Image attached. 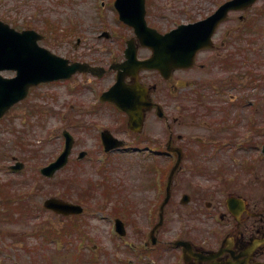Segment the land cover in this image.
<instances>
[{
	"label": "rangeland",
	"instance_id": "rangeland-1",
	"mask_svg": "<svg viewBox=\"0 0 264 264\" xmlns=\"http://www.w3.org/2000/svg\"><path fill=\"white\" fill-rule=\"evenodd\" d=\"M101 1L105 3L102 8ZM215 1L220 4L225 0H147L148 23L159 31L169 30L180 24L179 20H184L182 8L205 4L204 7L209 9ZM238 15L231 14L218 35L229 33L242 23L247 27L246 34L253 38V47L250 62L240 69H261L262 74L252 70L253 79L260 80L264 78V0H259L243 14L241 22ZM0 20L19 31H37L44 36L40 45L70 61L102 63L114 56L121 58L125 39L131 35L126 25L119 23L113 0H0ZM103 30L109 31L112 37L98 38ZM208 55L212 58L211 54ZM236 64L238 69L241 62ZM210 65H214L213 62ZM211 69V72L202 74L205 83L218 76L213 73L214 66ZM2 74L13 76L11 72ZM82 81L84 79L75 77L38 85L0 119V264H129L127 259L135 264V252L131 246L143 241L152 224V218L145 217L149 216L145 211L154 194L152 161L123 152L104 153L99 132L106 128L112 133L117 132L116 135L128 144L141 147L151 144L154 138L164 142L165 126L152 115L146 119L143 135L138 138L129 135L122 125L125 119L119 121L120 117L110 107L97 109L95 106L97 113H91L94 106L91 104L96 103L99 94L109 87L110 79L96 85ZM214 81L217 85L220 82L218 79ZM159 90L161 97L166 99L164 85L159 84ZM257 91V98L261 100L264 96L261 85L252 94ZM205 101L213 107L211 99ZM224 114L231 115L232 112L217 116L214 113L208 117L209 133L203 132L200 120L189 119L194 116L192 111L180 110V118L184 120L174 125V133L183 135L184 139L187 137L189 142L181 140L178 144L195 145L193 135H214L219 129L214 124L219 118L224 120ZM63 130H68L75 139L70 161L52 179L46 180L40 176L39 170L63 150ZM229 140L225 132L219 134L218 142ZM238 140L234 138V141ZM82 151L87 153L78 160ZM16 161L24 163V168L13 173L9 166ZM187 161V164H196L194 159ZM184 167L182 182L185 184L182 187L192 198L188 209L193 210L205 192L202 191L203 197L198 189L193 192L190 181L195 178L188 177V167ZM179 192L178 188L175 195L180 196ZM50 196L79 203L85 212L75 218L58 217L42 206L44 199ZM4 197L13 198L9 206L4 205L7 201ZM18 200L23 201L16 202ZM200 202L203 205L204 199ZM14 205L18 211L10 212ZM116 218L125 225L124 237L114 231ZM172 219L164 218L163 232L169 231L173 224L175 227L174 221L169 223ZM188 220L190 230L197 227L198 232L203 227L205 235L212 226L203 217L201 223L206 221V224L192 222L193 216Z\"/></svg>",
	"mask_w": 264,
	"mask_h": 264
},
{
	"label": "flooded vegetation",
	"instance_id": "flooded-vegetation-1",
	"mask_svg": "<svg viewBox=\"0 0 264 264\" xmlns=\"http://www.w3.org/2000/svg\"><path fill=\"white\" fill-rule=\"evenodd\" d=\"M234 38L236 37L227 42L224 39L228 37L221 35L217 46H214L217 53L216 61H222L223 53L229 50L228 47L231 48V56L234 57L231 65L227 69L217 65L214 67V73L218 75L215 79L220 80V83H227L229 90L236 93L234 98L229 97L231 103L235 104V109L231 115L224 114V120L220 121L221 118L216 120L214 125L219 129L214 135H193L192 138L197 145H179L178 141L189 140L174 133V125L184 120L180 118V110L192 111L194 116L189 119L200 120L203 132L211 133L209 130L211 125L205 120V99L197 97V88L205 81L204 76L198 74V71L202 72L204 69L173 71L168 83L172 89L181 90L182 98H166L160 101L167 111L166 121L170 122L169 152H161L174 160L179 158L180 164L174 173L170 197L163 212V224L164 218L171 217L175 220L172 219L169 223L174 221L176 225L174 227L173 224L169 231L163 232L162 224L155 233L159 242L162 241L160 238L165 239V244H171L174 239L184 241L186 252L184 255L183 247L177 248L174 255L178 253L180 256H173L174 263H169L167 258L155 254L154 257L158 258L159 263L151 256L154 264H264V111L260 117L257 114L258 108H255L254 119L251 118L257 98L253 100L248 93L249 87L254 83L252 70L255 73L262 72L261 69H240L246 63L251 42L247 38ZM204 51L206 50L200 51L199 55ZM237 61L241 62L238 69L235 68ZM221 73L223 75L219 77ZM141 80L145 81L146 77L142 76ZM126 81L133 83L131 78H126ZM179 82L183 84L178 86ZM222 99L221 96L215 98L217 106L212 110H215L216 116L231 110L224 105L226 101L220 104ZM153 110L156 111L157 108L149 109L146 116ZM196 112L198 115L195 116ZM210 115L212 114L207 117ZM221 132L230 137L228 142H218ZM234 138L239 140L236 142ZM190 158L195 160V165L187 164ZM185 165L190 173L188 177L195 178L190 181L193 184V192H196V188L201 196L204 194L202 191L205 192L202 199L207 209L202 208L200 202L202 199L193 210L188 209L193 202L191 196L189 204H181L186 193L182 187L185 184L182 182ZM178 188L181 191L180 196L175 195ZM227 197L231 198L230 204L226 202ZM156 201V196H153L146 208L149 209L151 202L152 209L149 211L159 216L160 209L157 211ZM189 216H193L194 223H201L202 217L211 222L212 226L208 228L206 235L203 227L198 232L197 227L189 229ZM201 224H206V221ZM142 239L143 243L138 245L140 247L143 245V248L147 249L150 246L149 241L145 236ZM143 248H140L137 255L139 264L146 259L144 255L146 251Z\"/></svg>",
	"mask_w": 264,
	"mask_h": 264
},
{
	"label": "water",
	"instance_id": "water-1",
	"mask_svg": "<svg viewBox=\"0 0 264 264\" xmlns=\"http://www.w3.org/2000/svg\"><path fill=\"white\" fill-rule=\"evenodd\" d=\"M239 0L231 2L232 4ZM251 4L254 0H242ZM122 10L125 20H129L131 25L135 27L136 32L140 36V30L150 32L146 37V42L153 46L155 56L152 60L140 63L143 67H154L163 69H173L177 67L189 66L193 60L196 50L208 44L210 36L215 27L219 23L218 20H212L208 27L209 31L204 39L201 40L200 25L194 26L192 33H182L183 30H175L165 36L156 35V32L146 28L144 16V0H117L116 5ZM227 7V5H225ZM224 6V10L226 7ZM223 10V11H224ZM211 20V19H210ZM209 20V21H210ZM40 38L32 31L16 32L10 29L7 25L0 23V70L14 69L17 71V76L14 79H5L0 76V116H2L10 106L25 97L28 88L31 85H36L39 82L50 81L59 78H69L76 71L89 69L86 64L73 63L68 65V61L51 54L48 50L41 48L37 44ZM197 43L191 44L185 39ZM132 61L135 59V53L132 52ZM91 69V68H90ZM136 97V96H135ZM115 102L120 105L130 115V122L141 125L143 118L142 109L139 111L130 110L132 102H127L124 99H116ZM69 146L71 138L65 133ZM111 141L112 138L105 135V139ZM119 142H111L107 149L119 145ZM69 150V147H68ZM66 148L64 155L54 164L42 170L48 176H51L59 167L66 163ZM45 205L58 212L64 214L81 212L79 206L69 203H63L57 200H48Z\"/></svg>",
	"mask_w": 264,
	"mask_h": 264
}]
</instances>
